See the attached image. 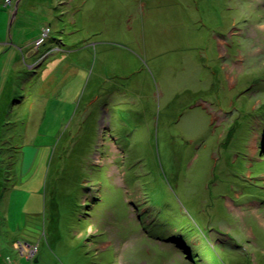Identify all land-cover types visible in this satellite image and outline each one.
I'll use <instances>...</instances> for the list:
<instances>
[{
    "label": "rangeland",
    "instance_id": "1",
    "mask_svg": "<svg viewBox=\"0 0 264 264\" xmlns=\"http://www.w3.org/2000/svg\"><path fill=\"white\" fill-rule=\"evenodd\" d=\"M0 264H264V0H0Z\"/></svg>",
    "mask_w": 264,
    "mask_h": 264
},
{
    "label": "water",
    "instance_id": "2",
    "mask_svg": "<svg viewBox=\"0 0 264 264\" xmlns=\"http://www.w3.org/2000/svg\"><path fill=\"white\" fill-rule=\"evenodd\" d=\"M17 4H18V1L16 2V6H15V10H14V12H13V15H15V12L17 11V9H16ZM13 17H14V16H13ZM13 17H12V18H13Z\"/></svg>",
    "mask_w": 264,
    "mask_h": 264
},
{
    "label": "built area",
    "instance_id": "3",
    "mask_svg": "<svg viewBox=\"0 0 264 264\" xmlns=\"http://www.w3.org/2000/svg\"><path fill=\"white\" fill-rule=\"evenodd\" d=\"M47 30H48V28H47ZM44 34V33H43Z\"/></svg>",
    "mask_w": 264,
    "mask_h": 264
},
{
    "label": "crops",
    "instance_id": "4",
    "mask_svg": "<svg viewBox=\"0 0 264 264\" xmlns=\"http://www.w3.org/2000/svg\"><path fill=\"white\" fill-rule=\"evenodd\" d=\"M20 2V1H19Z\"/></svg>",
    "mask_w": 264,
    "mask_h": 264
}]
</instances>
